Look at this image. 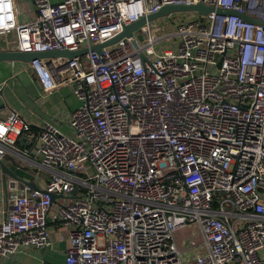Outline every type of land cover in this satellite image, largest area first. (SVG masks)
<instances>
[{"label": "built area", "instance_id": "1", "mask_svg": "<svg viewBox=\"0 0 264 264\" xmlns=\"http://www.w3.org/2000/svg\"><path fill=\"white\" fill-rule=\"evenodd\" d=\"M31 1L20 21L18 0H0L1 49L78 50L163 5L235 13L170 31L153 19L99 52L28 62L79 105L71 134L0 108V162L45 181L1 199L0 264L49 245L51 226L67 231L63 264H264V25L239 15L264 20V0Z\"/></svg>", "mask_w": 264, "mask_h": 264}, {"label": "crops", "instance_id": "2", "mask_svg": "<svg viewBox=\"0 0 264 264\" xmlns=\"http://www.w3.org/2000/svg\"><path fill=\"white\" fill-rule=\"evenodd\" d=\"M21 1L25 15L20 16L17 5L18 19L27 21L34 12L33 4L31 0H18L20 3ZM51 1L57 2L58 0ZM0 87L3 88L6 99L5 106L22 115L31 124L34 131L44 122L50 121L60 131L71 134L68 119L71 111L79 105V100L74 95L70 84H61L44 92L29 69L28 62L3 61L0 62ZM3 162L13 170L17 178L9 174H6V178H4L0 163V201L7 192L21 187V180L33 182L37 187L44 186V179L34 181L33 177L20 176L17 171L21 168L13 156L7 155ZM50 232L51 243L49 245L36 250L28 249L11 259H4L2 264H63L67 231L57 230L51 226ZM58 234H61L62 237H59Z\"/></svg>", "mask_w": 264, "mask_h": 264}, {"label": "water", "instance_id": "3", "mask_svg": "<svg viewBox=\"0 0 264 264\" xmlns=\"http://www.w3.org/2000/svg\"><path fill=\"white\" fill-rule=\"evenodd\" d=\"M177 11H195L198 14H207L209 12H215L217 14H232L235 13L232 10L220 8V7H213V6H207L202 3L198 4H192V5H163L159 8V10L155 13L149 14L147 16H142L138 20L131 22L129 24H125L122 27V30L114 35L113 37L97 43L90 45L89 47H84L78 50H68V49H53V50H47V51H12V50H5L0 48V62L3 61H22V62H29L32 59L35 58H53V57H61L66 59H71L72 57L80 54H84L88 50H96L99 52L102 47L109 46L111 44H114L116 41L123 37H130L133 35V32L138 29L139 26L144 24L147 21H151L157 17L165 16L172 12ZM239 15L248 21L259 23L264 25V20H261L259 18H253L245 13H239ZM139 39H142V36L140 34L137 35ZM6 105V99L3 94V88L0 87V108L4 107ZM1 163V171L3 172V177L6 178V174L12 175L13 177L17 178V175L11 170L3 161ZM21 184H27L30 185L32 188H37V186L33 182H27L24 180H21ZM4 183L6 184L5 180ZM76 192V189H74L73 193ZM54 194L52 195V198H54Z\"/></svg>", "mask_w": 264, "mask_h": 264}, {"label": "rangeland", "instance_id": "4", "mask_svg": "<svg viewBox=\"0 0 264 264\" xmlns=\"http://www.w3.org/2000/svg\"><path fill=\"white\" fill-rule=\"evenodd\" d=\"M18 7H19V13H20V16H24L25 15V11H24V8H23V4H22V1L21 3L18 2ZM187 15H190V16H196L198 15L197 12L195 11H177V12H172V13H169V18L172 20L170 21L169 18L165 16H160V17H157L155 18L154 20L156 22H160L161 20H164L166 19L167 22L162 26V29H165L166 31H170V30H174V22L177 18L179 17H185ZM18 174L22 177H27V178H30V177H33V173L31 170H25L23 168L21 169H18ZM184 233H186V231H184ZM190 253V251H189ZM12 264V263H10Z\"/></svg>", "mask_w": 264, "mask_h": 264}, {"label": "trees", "instance_id": "5", "mask_svg": "<svg viewBox=\"0 0 264 264\" xmlns=\"http://www.w3.org/2000/svg\"><path fill=\"white\" fill-rule=\"evenodd\" d=\"M21 145H24L23 143H21Z\"/></svg>", "mask_w": 264, "mask_h": 264}]
</instances>
